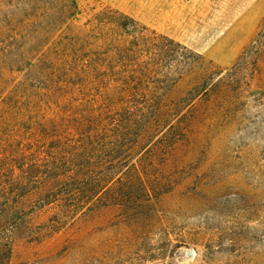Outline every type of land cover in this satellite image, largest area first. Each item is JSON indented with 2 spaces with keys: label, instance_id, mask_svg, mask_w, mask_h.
I'll list each match as a JSON object with an SVG mask.
<instances>
[{
  "label": "rangeland",
  "instance_id": "obj_1",
  "mask_svg": "<svg viewBox=\"0 0 264 264\" xmlns=\"http://www.w3.org/2000/svg\"><path fill=\"white\" fill-rule=\"evenodd\" d=\"M111 10L232 73L235 88L199 112L164 166L174 188L146 223L109 207L51 231L57 211L47 208L9 232L0 207L11 264H264V52L233 69L261 27L264 0H0V168L29 153L39 131L41 146L65 137L69 114L97 94L78 59L91 50L94 17ZM103 26L122 43V30Z\"/></svg>",
  "mask_w": 264,
  "mask_h": 264
},
{
  "label": "trees",
  "instance_id": "obj_2",
  "mask_svg": "<svg viewBox=\"0 0 264 264\" xmlns=\"http://www.w3.org/2000/svg\"><path fill=\"white\" fill-rule=\"evenodd\" d=\"M93 21L91 50L78 60L85 84L97 94L69 114L65 137L41 146L39 131L29 153L0 168V207L9 232L29 229L30 214L47 208L57 211L48 221L51 231L109 207L146 223L155 202L174 188L165 168L189 139L199 112L226 102L235 88L232 73L119 11ZM106 23L122 30V43L98 32ZM251 52H264V20L233 69L247 64ZM12 254L11 235H0V264H11Z\"/></svg>",
  "mask_w": 264,
  "mask_h": 264
}]
</instances>
